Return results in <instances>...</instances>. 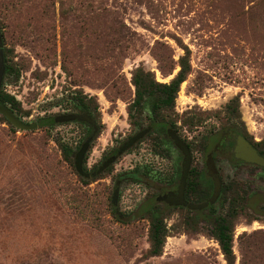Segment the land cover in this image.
Segmentation results:
<instances>
[{
  "label": "rangeland",
  "instance_id": "obj_1",
  "mask_svg": "<svg viewBox=\"0 0 264 264\" xmlns=\"http://www.w3.org/2000/svg\"><path fill=\"white\" fill-rule=\"evenodd\" d=\"M0 34L11 68L0 91L15 97L22 122L76 113L70 108L80 93L97 102L98 131L84 158L89 174L151 128V112L131 109L135 72L169 84L186 49L190 73L160 121L191 146V203L213 194L210 139L234 129L264 151V0H0ZM90 126L22 130L0 113V264H264V201L248 204L250 195L264 198L262 167L216 152L221 200L200 214L166 208L170 236L162 255L152 256L151 220L122 216L179 181L183 154L167 131L151 128L86 178L76 155L94 134ZM134 170L145 173L142 182L121 181ZM219 217L232 224L231 263L214 237Z\"/></svg>",
  "mask_w": 264,
  "mask_h": 264
},
{
  "label": "trees",
  "instance_id": "obj_2",
  "mask_svg": "<svg viewBox=\"0 0 264 264\" xmlns=\"http://www.w3.org/2000/svg\"><path fill=\"white\" fill-rule=\"evenodd\" d=\"M189 50L186 49V55L180 58V71L178 75L169 83V84H158L153 79H151L150 74L146 73L143 69H138L133 76V84L136 88V98L133 103L132 110L134 111H142L147 110L151 112L150 118L152 120L151 128L152 130L166 132L169 128H176L174 124H168L163 121L164 116L161 115L162 112L169 110L175 106L176 99L180 92L181 85L186 80L187 75L190 73V61L188 59ZM5 60V59H4ZM6 66V73L11 70L10 66ZM0 103L9 107L11 110L20 111L18 108V102L9 93L5 91H0ZM72 107L70 109L76 113H87L94 117V113L98 112L99 106L93 97H88L82 93L78 94L71 103ZM55 116H48L41 118L38 121V126H53L56 124L54 122ZM91 127V132L93 133V127ZM93 136V134H92ZM215 142L214 139L209 140V144L207 146L206 154L208 155L211 151L212 145ZM189 148L191 146L188 144ZM62 152L64 157L71 161L73 158V150L67 146H62ZM261 154L264 155V151H261ZM195 172L192 171L190 175V179L194 176ZM132 176L134 181L139 182L142 181V177L144 174L135 170L131 173H127ZM126 175V174H125ZM198 175V174H197ZM181 177V170L179 167L178 178ZM198 177V176H197ZM189 179V180H190ZM193 187V186H192ZM212 187V186H211ZM213 188V187H212ZM211 188V189H212ZM193 189V188H192ZM194 191V190H193ZM225 192V187L223 185L222 193ZM212 196V192L208 193V197L205 201ZM255 197V198H254ZM250 198L253 199L255 207L259 205V201H264L263 196L259 198V195H250L248 198V204L250 205ZM250 199V200H249ZM159 199H147L143 203L139 205V207L129 216H122L124 219H128L129 221L138 220L141 218H149L151 220V228H150V240H151V255L152 256H160L163 253V249L165 247L166 239L170 236V231L167 225L164 223V212L166 208L170 207H162L159 205ZM213 206H209L210 209ZM206 209V210H207ZM202 212V211H201ZM201 212H198L200 214ZM119 217V219H122ZM214 237L218 241L221 250L224 255L228 259L229 263H231L232 258L234 257L233 252V242L234 235L232 230V224L228 222L226 218L219 217L217 221V226L214 229Z\"/></svg>",
  "mask_w": 264,
  "mask_h": 264
},
{
  "label": "water",
  "instance_id": "obj_3",
  "mask_svg": "<svg viewBox=\"0 0 264 264\" xmlns=\"http://www.w3.org/2000/svg\"><path fill=\"white\" fill-rule=\"evenodd\" d=\"M6 73L5 60L3 55V40L0 34V90L3 85L4 76ZM0 113L5 116L9 122L18 129L22 130H33L38 127V123L33 125H27L22 120H20L15 113L7 106L2 105L0 103ZM74 121H82L90 124L94 128L93 136L89 137L86 142L83 144L81 150L76 155V168L78 172L86 177L90 178L91 176H96L106 170L110 165L116 162V160L125 153L128 149H130L133 145H135L138 141L144 138L150 131L151 128H147L133 136L129 141H127L117 152V154L113 157H109L102 166L98 169V171L94 174H89L84 170V158L86 153L91 146V143L94 140V137L98 131L96 120L91 117L87 113H68L63 115H57L54 118V122L57 123H66V122H74ZM167 133L170 138L173 140L175 146L182 152L183 154V162H182V171H181V181L178 187L177 194L169 193L164 201L170 206H184L188 207L193 211H203L207 209L209 206L214 205L222 198V180L219 176V173L216 169L215 163L213 161V156L209 155L207 159V169L208 176L214 182V190L212 197L203 203L193 204L188 203L185 200V190L187 186V181L191 172L192 166V152L189 146L180 138V136L171 128L167 129ZM236 158L243 160L247 163L254 164L260 166L264 169V156L244 137H237V146L235 150ZM116 197V195H115Z\"/></svg>",
  "mask_w": 264,
  "mask_h": 264
},
{
  "label": "flooded vegetation",
  "instance_id": "obj_4",
  "mask_svg": "<svg viewBox=\"0 0 264 264\" xmlns=\"http://www.w3.org/2000/svg\"><path fill=\"white\" fill-rule=\"evenodd\" d=\"M244 137V135L240 132V131H237V130H234V129H229L228 131H223L220 133V135L215 138V142L214 144L212 145V148H211V151L210 153L207 155V159H208V156L209 155H212L213 156V161L215 163V166H216V162H215V153L218 152L220 154H222L223 156H226V155H231L233 158L235 156V150H236V146H237V137ZM118 150H115L114 152L111 153L110 156L108 157H113L117 154ZM236 157V156H235ZM239 161L241 162H245L243 160H240ZM206 165H207V161H206ZM216 169L218 171V168L216 166ZM135 171V170H134ZM132 172V171H131ZM131 172H127V173H131ZM127 173L123 174L120 179L121 181H134V179H132V176L128 175ZM219 173V172H218ZM207 176H208V173L206 172ZM209 177V176H208ZM143 181V179H141ZM222 180V179H221ZM142 181H139V182H142ZM180 181H181V177L179 178V181L178 182H174V185H171V187H161L160 190H159V194L158 196H156V198L159 199V202L163 207H175V206H170L168 205L165 201H164V198L169 194V193H175L177 194L178 192V187L180 185ZM136 182V181H135ZM192 181L189 180L188 178V181H187V186H186V190H185V200L188 202V203H191L190 201V197L192 195V193L194 192L193 189H192ZM222 190H223V183H222ZM213 195V194H212ZM212 197V196H211ZM206 202V201H205ZM216 204V203H215ZM213 206V205H212ZM209 208V207H208ZM206 210V209H205ZM195 212H201V211H195Z\"/></svg>",
  "mask_w": 264,
  "mask_h": 264
}]
</instances>
